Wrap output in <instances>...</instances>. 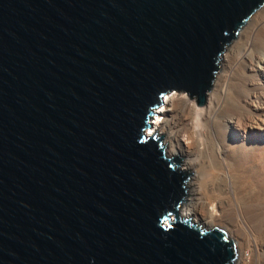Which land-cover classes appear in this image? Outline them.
<instances>
[{
  "label": "water",
  "instance_id": "obj_1",
  "mask_svg": "<svg viewBox=\"0 0 264 264\" xmlns=\"http://www.w3.org/2000/svg\"><path fill=\"white\" fill-rule=\"evenodd\" d=\"M263 4L0 0V264H233L148 129L168 93L205 104Z\"/></svg>",
  "mask_w": 264,
  "mask_h": 264
},
{
  "label": "bare ground",
  "instance_id": "obj_2",
  "mask_svg": "<svg viewBox=\"0 0 264 264\" xmlns=\"http://www.w3.org/2000/svg\"><path fill=\"white\" fill-rule=\"evenodd\" d=\"M229 44L205 104L168 93L148 134H162L166 157L189 172L178 216L223 228L233 264H264V199L253 197L264 196V4Z\"/></svg>",
  "mask_w": 264,
  "mask_h": 264
},
{
  "label": "rangeland",
  "instance_id": "obj_3",
  "mask_svg": "<svg viewBox=\"0 0 264 264\" xmlns=\"http://www.w3.org/2000/svg\"><path fill=\"white\" fill-rule=\"evenodd\" d=\"M231 44H229V46H230ZM228 47V46H227ZM217 75H218V73H217ZM217 75H216V77H217ZM187 95V94H186ZM192 99V98H191ZM192 100H195V99H192ZM161 109H162V107H161ZM158 110H160V107L159 108H157V111ZM159 115V114H158ZM158 115L156 116V114L153 116V118L156 116V117H158ZM156 117L154 118V120L156 119ZM152 121H153V119H152ZM153 127V126H152ZM151 127V128H152ZM150 131V130H149ZM180 158V157H179ZM181 160V159H180ZM179 169H182V163H179ZM190 179H191V177L189 176V179H188V181H187V183L190 181ZM245 181V180H244ZM242 182L243 183V185H244V187L246 186L247 187V184H246V181L245 182ZM186 187V186H185ZM187 192H188V190H187ZM247 192V191H246ZM256 195V196H255ZM258 195V196H257ZM264 195V194H263ZM262 196V195H261ZM258 193H256V194H254V196L253 197H256L257 198V201L256 202H258L259 200H263L264 199V196H262L261 197ZM250 199V196H247L246 197V199L245 198H243L242 197V199H243V201H245V200H249ZM259 199V200H258ZM255 203V202H254ZM184 204H182V206H183ZM182 206L179 208V210L182 208ZM221 228V227H220ZM223 229V228H222Z\"/></svg>",
  "mask_w": 264,
  "mask_h": 264
}]
</instances>
